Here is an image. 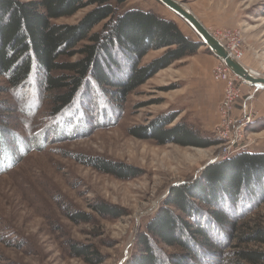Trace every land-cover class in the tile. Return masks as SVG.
I'll list each match as a JSON object with an SVG mask.
<instances>
[{
    "label": "rangeland",
    "instance_id": "374dc122",
    "mask_svg": "<svg viewBox=\"0 0 264 264\" xmlns=\"http://www.w3.org/2000/svg\"><path fill=\"white\" fill-rule=\"evenodd\" d=\"M175 1L183 3L223 45L237 41L241 54L238 61L243 64L245 60L248 69L264 76V0ZM93 7L85 5L51 22L77 24ZM130 7L151 9L173 20L192 40L198 39L182 17L158 0H127L119 9ZM106 21H100L90 32L99 31ZM87 43V39L81 40L58 62L80 59ZM163 51H148L139 65H146ZM220 62L206 45H201L193 55L182 56L148 77L125 99L117 95L116 99L115 87L106 86L107 97L90 98L85 105L90 116L76 125L65 124V118L61 123L58 113L50 116V92L44 90L41 69H34L19 88H11L0 75V133L14 137L7 145L11 156H0L3 161L7 158L0 162V264H88L75 254L76 244L93 250L101 261L96 264H129L142 253L138 236L172 187L191 184L207 165L235 154H223L233 148L228 147L231 140L218 137L220 130L227 137L237 132L248 143L242 150L264 152V120L251 123L263 112L264 101L257 100L259 92L247 100L246 115L252 120L245 123L238 113L239 104L253 91L226 70L233 80L234 99L229 107L221 105L229 79L214 76L216 68L223 71ZM62 74L68 75L60 69L51 72L52 76ZM171 115L176 117L165 128L181 122L202 137L219 142L208 147L174 141L161 144L156 138H141L130 132L133 127L148 126ZM54 117L59 124L55 127ZM102 118L107 120H102L101 126L96 124ZM65 131L73 135L65 137ZM91 158L120 161L132 168L135 177L102 173L90 164ZM12 160L14 164L8 167ZM100 203L114 208L112 213L100 215L95 210ZM81 214L88 215L86 221L75 220ZM250 215L263 227L264 201ZM237 243L231 239L222 248L226 259H218L219 264H231L235 259L232 252L238 248L264 251V243ZM158 245L161 255L184 253L177 246ZM255 264H264V260Z\"/></svg>",
    "mask_w": 264,
    "mask_h": 264
},
{
    "label": "trees",
    "instance_id": "16d2710c",
    "mask_svg": "<svg viewBox=\"0 0 264 264\" xmlns=\"http://www.w3.org/2000/svg\"><path fill=\"white\" fill-rule=\"evenodd\" d=\"M126 1L0 0V75L11 88H19L25 85L34 69H41L44 90L50 92V116L58 113L61 123V118H65L68 119L65 124L76 125L90 116L85 106L89 105V100L107 97V87H115V97L125 99L126 94L158 70L182 56L193 55L204 45L198 35L197 40H192L173 20L157 15L151 9L130 7L120 10L119 6ZM88 4L94 7L77 24L51 22V19L71 15ZM103 20L107 21L99 31L90 32ZM83 39L89 43L82 48L80 59L58 62L60 56H68L71 47ZM162 48L164 51L160 56L146 65H139V60L148 51ZM208 51L211 50L208 48ZM58 69L68 75L52 76L51 72ZM57 117L53 119V127L59 125L55 122ZM175 117L171 115L148 126H136L130 132L141 138H156L161 144L174 141L208 147L219 142L202 137L181 122L165 128V124ZM102 120L107 119H99L96 124L101 126ZM259 120H264V116L251 123ZM9 134L0 133V156L4 158L11 156L7 145L14 137ZM64 135L69 134L65 131ZM72 135L71 132L69 137ZM91 159L90 164L102 173L117 178L135 177L132 168L120 161ZM13 161L8 167L14 164ZM263 201L264 152L242 150L226 160L207 165L191 184L172 187L160 208L148 220L144 232L138 236L139 244L143 245L142 253L130 259L129 264H219L226 259V251L222 248L231 239L239 244L250 241L263 244L264 226L253 222L255 219L250 215ZM113 209L101 203L95 207L103 216L111 214ZM87 216L81 214L75 220L86 221ZM158 243L177 246L184 253L161 255L157 251ZM73 250L88 264L101 262L86 246L76 244ZM233 253L235 259L231 264H255L264 260V251L256 249L238 248Z\"/></svg>",
    "mask_w": 264,
    "mask_h": 264
},
{
    "label": "water",
    "instance_id": "95a60500",
    "mask_svg": "<svg viewBox=\"0 0 264 264\" xmlns=\"http://www.w3.org/2000/svg\"><path fill=\"white\" fill-rule=\"evenodd\" d=\"M162 2L169 10L175 15L182 17L200 37L204 45L215 55V57L223 60L231 72L236 75L241 81L243 80L249 85L256 87H264V76L251 75L249 69L241 64L238 60H235L226 48L221 45L215 37L206 29L197 16L192 14L191 11L185 7L183 3L175 0H158Z\"/></svg>",
    "mask_w": 264,
    "mask_h": 264
},
{
    "label": "built area",
    "instance_id": "2783aa9c",
    "mask_svg": "<svg viewBox=\"0 0 264 264\" xmlns=\"http://www.w3.org/2000/svg\"><path fill=\"white\" fill-rule=\"evenodd\" d=\"M215 37V39L219 40L221 45H223L222 41L220 38H218L217 36L213 35ZM217 40V41H218ZM224 48H226V50L228 51V53L230 54V56L234 57L236 60H239L240 59V56L241 54L238 52V44H237V41H233L231 43L230 46H226V45H223ZM220 61V66L223 67V71L220 70V68H216V71H214V76L217 77V78H222L224 80H228L227 83H226V86H225V97L222 101V104L223 106L225 107H229L231 102H232V99H234V91H233V80L231 79V76H233V79L236 80V81H240V82H243V80L241 81L236 75H234L230 69L227 67V65L225 64V62L221 59H219ZM240 61V60H239ZM231 73V76L228 74V72ZM223 72V73H220ZM254 96V93H252L250 96L246 97V99H244L245 101L247 100H251L252 97ZM222 108V107H221ZM225 111V110H224ZM242 119H246V122H249L252 120V118H250L248 116V114L246 115V112L245 114L243 115ZM235 123V122H234ZM241 123V122H240ZM244 126V125H243ZM225 133L222 132L221 130L218 132V137L221 138V139H225V140H231V143L229 142L228 143V147L230 148H233L232 150L229 149V150H224L223 151V154L226 155V154H233L234 152L236 153L237 152H240L242 151V149H244V147L248 146V143L244 142V140L242 139V137L240 135H238L237 132H233L231 133V136H228L227 135L225 136L224 135Z\"/></svg>",
    "mask_w": 264,
    "mask_h": 264
},
{
    "label": "crops",
    "instance_id": "0c3cea01",
    "mask_svg": "<svg viewBox=\"0 0 264 264\" xmlns=\"http://www.w3.org/2000/svg\"><path fill=\"white\" fill-rule=\"evenodd\" d=\"M215 56V55H214ZM243 64H244V66L245 67H247V68H249V66L246 64V61L245 60H243V62H242ZM244 82V81H243ZM243 84H245V86L248 88H250V90L251 91H253L252 93H258L259 92V94H258V96L256 95V94H254V95H256V97H257V100L259 101V102H261V101H264L263 99H264V87H256V86H252V85H249V84H247L246 82H244ZM261 91V92H260ZM250 104H251V102H250ZM250 106V105H249ZM262 106H263V112L262 113H259V115L257 114V115H255V118H258L259 116H264V103L262 104ZM239 109H238V113H239V115L240 116H243L244 114H245V112L247 111V101H242V102H240V104H239ZM263 145V147H264V142L262 143Z\"/></svg>",
    "mask_w": 264,
    "mask_h": 264
},
{
    "label": "bare ground",
    "instance_id": "6f19581e",
    "mask_svg": "<svg viewBox=\"0 0 264 264\" xmlns=\"http://www.w3.org/2000/svg\"><path fill=\"white\" fill-rule=\"evenodd\" d=\"M218 40V39H217ZM218 42H219V40H218ZM220 43V42H219ZM221 44V43H220ZM234 58V57H233ZM235 59V58H234ZM236 60V59H235ZM249 72L251 73V75H254V76H257L256 75V73L253 71V70H251V69H249ZM258 76H262V75H258ZM257 76V77H258ZM253 98V97H252Z\"/></svg>",
    "mask_w": 264,
    "mask_h": 264
}]
</instances>
